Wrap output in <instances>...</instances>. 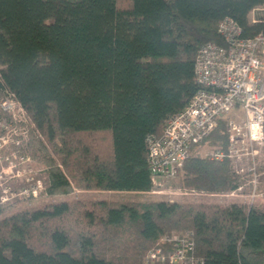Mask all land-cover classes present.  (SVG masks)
<instances>
[{
    "label": "trees",
    "instance_id": "1",
    "mask_svg": "<svg viewBox=\"0 0 264 264\" xmlns=\"http://www.w3.org/2000/svg\"><path fill=\"white\" fill-rule=\"evenodd\" d=\"M263 4L0 0V95L13 93L38 131L27 148L33 158L45 157L47 195L151 193L148 137H160L202 88L195 77L199 49L225 44L219 25L226 18L245 37L264 32L263 18L249 19ZM228 121L192 146L183 189L228 194L244 183L227 158L199 153L202 143L228 149ZM183 232L192 234L203 264H264V202L80 197L1 217L0 264H174L148 262L147 253L173 251L161 238Z\"/></svg>",
    "mask_w": 264,
    "mask_h": 264
},
{
    "label": "built area",
    "instance_id": "2",
    "mask_svg": "<svg viewBox=\"0 0 264 264\" xmlns=\"http://www.w3.org/2000/svg\"><path fill=\"white\" fill-rule=\"evenodd\" d=\"M219 32L224 45L208 42L199 49L195 77L202 88L169 119L160 137H148L150 169L154 177L175 178L192 146L229 117L228 149L217 150L214 158H227L233 171L245 179L231 195L243 194L249 203L264 202V171H260L264 165V32L245 37L232 18L221 21ZM233 110L241 114L230 115ZM31 131L38 134L17 97L10 92L0 95V211L18 200L47 195V187L24 171V163L33 159L27 148ZM23 177L26 183L19 186L17 179ZM164 242L172 243L174 250L153 249L147 254L148 262L203 264L194 255L190 232L164 236Z\"/></svg>",
    "mask_w": 264,
    "mask_h": 264
},
{
    "label": "rangeland",
    "instance_id": "3",
    "mask_svg": "<svg viewBox=\"0 0 264 264\" xmlns=\"http://www.w3.org/2000/svg\"><path fill=\"white\" fill-rule=\"evenodd\" d=\"M264 19V4L261 5L258 9L251 11L249 14V19L253 21V19L257 18ZM240 115V111L233 110L230 115ZM217 149L209 146L206 143H202L199 149V153L202 156H208L214 159V155ZM10 165V163H8ZM4 167L7 165L4 164ZM232 167V165H231ZM24 171L27 172L26 177L33 176L35 181L42 182V184L47 187L48 177H47V166L45 162V157L43 154L38 153L37 158L30 159L29 161L24 163ZM233 169V168H232ZM0 171H2V167H0ZM183 169L179 172V174L175 178H165V177H154L155 179V187L151 193L143 194V193H134V192H125V191H107V190H74L73 192L67 195H59L50 197L48 195H43L37 199H21L16 202L12 209L8 212L0 213V218L5 216L7 213L12 211H16L21 209L29 204L34 203H44L54 200H63L74 197L80 198H92V199H146V198H157L171 201H182V202H194V201H206L219 203L222 205H230L234 202H243L247 201V197L243 194L240 195H231L228 194H208L207 192H200L196 190H185L180 185V179L182 177ZM18 185L22 186L26 183L25 178L17 179ZM262 188L264 190V176L262 180ZM185 232L181 233L184 234ZM173 235H177L178 233H172ZM171 234V235H172ZM163 238V239H162ZM160 243L164 242V237H162ZM150 251H148L149 253ZM147 253V254H148Z\"/></svg>",
    "mask_w": 264,
    "mask_h": 264
}]
</instances>
